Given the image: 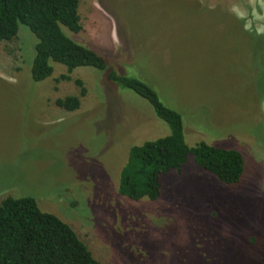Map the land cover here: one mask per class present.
Returning <instances> with one entry per match:
<instances>
[{"label": "rangeland", "instance_id": "374dc122", "mask_svg": "<svg viewBox=\"0 0 264 264\" xmlns=\"http://www.w3.org/2000/svg\"><path fill=\"white\" fill-rule=\"evenodd\" d=\"M79 13L66 35L156 90L189 147L238 150L243 179L229 187L190 156L157 201L120 196L130 149L169 126L94 68L53 63L33 82L38 39L21 25L0 43V203L35 198L100 264H264V0H80ZM76 80L87 95L71 113L56 101L79 96Z\"/></svg>", "mask_w": 264, "mask_h": 264}, {"label": "trees", "instance_id": "16d2710c", "mask_svg": "<svg viewBox=\"0 0 264 264\" xmlns=\"http://www.w3.org/2000/svg\"><path fill=\"white\" fill-rule=\"evenodd\" d=\"M80 0H0V43L14 42L20 26L28 27L38 39L31 67L33 82L54 75L53 63L69 73L89 67L107 73L111 82L146 100L156 115L170 128V135L140 146H133L120 177L119 195L140 202L157 201L162 196V177L171 171L179 174L190 156L202 170L220 182L238 186L245 174L244 156L234 149H223L200 142L188 146L181 114L166 106L159 94L145 82L119 74L105 57L66 35L83 31ZM61 76L60 81H71ZM75 84L79 96L56 101V106L76 112L87 95L82 80ZM0 264H100L75 230L54 214L43 212L33 197H8L0 203Z\"/></svg>", "mask_w": 264, "mask_h": 264}, {"label": "crops", "instance_id": "0c3cea01", "mask_svg": "<svg viewBox=\"0 0 264 264\" xmlns=\"http://www.w3.org/2000/svg\"><path fill=\"white\" fill-rule=\"evenodd\" d=\"M261 9V8H260Z\"/></svg>", "mask_w": 264, "mask_h": 264}]
</instances>
